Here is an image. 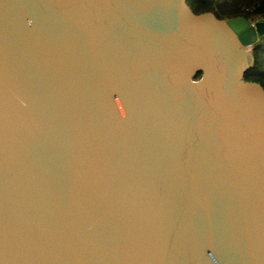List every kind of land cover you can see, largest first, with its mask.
I'll use <instances>...</instances> for the list:
<instances>
[{
    "label": "water",
    "instance_id": "obj_1",
    "mask_svg": "<svg viewBox=\"0 0 264 264\" xmlns=\"http://www.w3.org/2000/svg\"><path fill=\"white\" fill-rule=\"evenodd\" d=\"M262 36L188 0H0V264H264Z\"/></svg>",
    "mask_w": 264,
    "mask_h": 264
},
{
    "label": "trees",
    "instance_id": "obj_2",
    "mask_svg": "<svg viewBox=\"0 0 264 264\" xmlns=\"http://www.w3.org/2000/svg\"><path fill=\"white\" fill-rule=\"evenodd\" d=\"M188 3L196 13L212 12L219 19L247 16L264 20V0H188ZM245 3L252 6L250 11L242 10ZM246 79L264 86V39L254 51V65L246 72Z\"/></svg>",
    "mask_w": 264,
    "mask_h": 264
},
{
    "label": "rangeland",
    "instance_id": "obj_3",
    "mask_svg": "<svg viewBox=\"0 0 264 264\" xmlns=\"http://www.w3.org/2000/svg\"><path fill=\"white\" fill-rule=\"evenodd\" d=\"M219 2V1H218ZM244 6L242 7V10H244V11H250L251 10V7L252 6H249V4H247V3H245V4H243ZM212 13V12H211ZM214 14V13H213ZM261 20H263V19H261Z\"/></svg>",
    "mask_w": 264,
    "mask_h": 264
},
{
    "label": "flooded vegetation",
    "instance_id": "obj_4",
    "mask_svg": "<svg viewBox=\"0 0 264 264\" xmlns=\"http://www.w3.org/2000/svg\"><path fill=\"white\" fill-rule=\"evenodd\" d=\"M247 17V16H246ZM248 19H250L251 21H253V22H255V21H257V20H261V19H252V18H250V17H247ZM264 39V36H262L261 38H260V41L259 42H261V40H263Z\"/></svg>",
    "mask_w": 264,
    "mask_h": 264
}]
</instances>
